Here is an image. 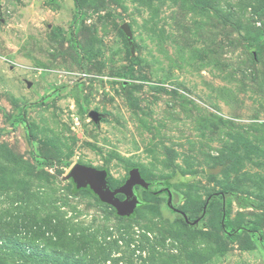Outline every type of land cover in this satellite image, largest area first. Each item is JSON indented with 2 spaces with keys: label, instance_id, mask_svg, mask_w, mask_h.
I'll list each match as a JSON object with an SVG mask.
<instances>
[{
  "label": "rangeland",
  "instance_id": "1",
  "mask_svg": "<svg viewBox=\"0 0 264 264\" xmlns=\"http://www.w3.org/2000/svg\"><path fill=\"white\" fill-rule=\"evenodd\" d=\"M0 2V219L11 225L0 258L66 264L72 254L14 220L23 205L36 221L54 215L97 233L110 252L102 264H264V0H210L204 12L190 0ZM231 153L239 159L225 170ZM79 164L106 169L113 186L130 168L173 180L190 220L210 195L233 196L214 199L192 229L166 197L139 189L143 205L120 219L93 192L73 191ZM227 220L259 232L234 235Z\"/></svg>",
  "mask_w": 264,
  "mask_h": 264
},
{
  "label": "trees",
  "instance_id": "2",
  "mask_svg": "<svg viewBox=\"0 0 264 264\" xmlns=\"http://www.w3.org/2000/svg\"><path fill=\"white\" fill-rule=\"evenodd\" d=\"M210 1V0H208ZM207 0H190L192 4V9H194V6L196 9L200 10V11H206L208 8V2ZM262 1V0H261ZM264 11V4L263 7L260 8V12L256 11V13L258 12L259 14H262V12ZM215 12V11H214ZM263 36V35H262ZM237 159H239L238 157H236V154L231 153L230 158L226 159L224 161V164H226L225 170H234L235 168V163L238 161ZM3 168H1L0 170L2 172L5 171L6 166H1ZM131 170L133 168H130ZM140 169V168H139ZM106 170V169H105ZM107 171V170H106ZM141 171V169H140ZM108 173V171H107ZM5 174V173H4ZM41 177V176H40ZM45 180H49V177L43 178ZM108 184L110 186V188L115 189L118 188L119 186H121L122 184H118L113 186L111 183V176L108 173ZM174 181L173 180H169L166 181L165 183H158V182H149V189L147 191H152L153 189L156 188V186L163 184L164 186H168L170 188H173L174 186ZM73 191L75 192H81V191H89L92 192L89 188L87 189H77L76 185L73 183ZM27 192H22L21 196L18 197V201L21 202L22 204H28V195H26ZM231 196H233V194L228 193V192H224V193H217V194H212L208 197L207 201L205 203H203L201 205V208L199 210V216L194 218V220L201 218V220L204 217L205 211L210 210L212 201L216 198H220V200L222 202L224 201H229ZM159 197V196H157ZM98 198V197H97ZM37 201L43 203L39 198L37 199ZM244 203H248V201L246 199H242L241 200ZM40 203V204H41ZM143 205V204H142ZM141 205V206H142ZM140 206V207H141ZM139 207V208H140ZM260 207H262V209H264V205H261ZM22 211V214H24L21 217V213L18 214V216L16 218H14V220L18 221L21 220V222L19 223H23L21 224L22 227H25L26 230L30 233L35 235L37 238H42V239H49L50 241L52 240V238H54L57 241H66V248H68V253H72L71 255L66 257V264H97V263H104L107 259V257H109L110 252L104 248L103 243L98 242V235L96 234H85V230L84 229H75L72 226H70V224L67 221H63L64 223H66V225H62L60 219L57 218V216H46L44 219H40L39 221H36L38 216H33V212L32 210L26 209L24 208L23 205H21L19 207ZM112 208V207H111ZM138 208V209H139ZM205 208V210H204ZM116 213V212H115ZM225 214L227 215V212L225 211ZM135 215V213L133 215H131L128 218H132ZM118 217V216H117ZM120 219H124L121 217H118ZM126 218V217H125ZM13 220V225L12 227H16L18 225V223H16ZM180 221H182L185 225H188L183 218H179ZM72 225V224H71ZM7 226H11L9 223H5L2 221V219H0V234H2L3 231H5V229H7ZM70 227V228H69ZM198 225H194V227H191L192 229H197ZM223 227L225 228L226 232H231L234 235H238L239 233H241L242 231H247L250 233H255L257 234L259 232L258 227L256 224H248L244 227H239V228H231V224L230 222L227 220L223 223ZM79 232V233H78ZM51 236L48 238H46V235L50 234ZM11 241L12 244H14L15 248L18 247V245L15 244L16 240H9ZM52 245L56 247H59V245L56 242H52ZM2 247H0L1 249ZM78 255V256H77ZM41 259V261H50L52 264H57L58 261L54 258H51L50 256L47 255H35L33 254L32 256H28L26 257V260H37V259ZM0 264H7V262L3 259L0 258Z\"/></svg>",
  "mask_w": 264,
  "mask_h": 264
},
{
  "label": "water",
  "instance_id": "3",
  "mask_svg": "<svg viewBox=\"0 0 264 264\" xmlns=\"http://www.w3.org/2000/svg\"><path fill=\"white\" fill-rule=\"evenodd\" d=\"M5 1L8 2L9 0ZM1 7L2 5L0 4V9ZM121 30L126 35L128 43L132 44L133 34L129 25L127 23L123 24ZM89 116L95 122L100 121V116L96 112H90ZM107 177L108 173L106 170H100L81 164L76 165L70 173V178L73 180L77 189L89 188L102 203L114 208L118 217H130L141 205V200L135 192V187L139 186L143 189H148L149 182L143 178L138 168H133L129 173L128 180L114 190L109 187ZM118 195H123L124 199H119L117 197ZM168 204H170V202H168ZM184 219L187 223H190L186 216H184ZM199 221L200 219H197L190 224L196 225Z\"/></svg>",
  "mask_w": 264,
  "mask_h": 264
},
{
  "label": "flooded vegetation",
  "instance_id": "4",
  "mask_svg": "<svg viewBox=\"0 0 264 264\" xmlns=\"http://www.w3.org/2000/svg\"><path fill=\"white\" fill-rule=\"evenodd\" d=\"M0 4H1V2H0ZM1 10V9H0ZM2 15V14H1ZM1 15H0V19H1ZM108 178V177H107ZM128 178H129V174H128V176H127V178H126V180H125V182L128 180ZM107 181H108V179H107ZM124 182V183H125ZM123 183V184H124ZM122 184V185H123ZM109 185V184H108ZM110 187V186H109ZM120 187V186H119ZM112 189V188H111ZM116 189V188H115ZM139 189H143V188H141V187H139V186H136L135 187V192H136V194L139 196V198H140V200H141V205L143 204V200H142V198L140 197V195L138 194V190ZM148 189H149V187H148ZM148 189H143V190H148ZM112 190H114V189H112ZM149 192V191H148ZM150 193L151 194H153L155 197H157V196H159V197H166V199H167V201H166V205H167V209H168V211H169V213L171 214V216H174V217H177L178 219L181 217V218H183L184 219V216H186L187 218H188V220H189V222L190 223H192V222H194L195 220L193 219V220H190L189 219V217L185 214V213H183L182 211H180L178 208H176V203H177V201H178V195H177V193L173 190V188H170V187H168V186H164L163 184H161V185H158V186H156V188L155 189H153L152 191H150ZM119 199H121V200H123L124 199V196L123 195H118L117 196ZM168 202H170V204H168ZM140 205V206H141ZM139 206V207H140ZM138 207V208H139ZM137 208V209H138ZM114 209V208H113ZM137 209L135 210V212L137 211ZM115 210V209H114ZM116 212V211H115ZM125 218V217H124ZM198 219H200V218H198ZM197 220V219H196ZM184 221H185V219H184ZM202 221V220H201ZM201 221H199V223L198 224H196V225H199L200 223H201ZM186 222V221H185ZM187 223V222H186ZM190 223H187L188 224V226H190V227H194V225H191Z\"/></svg>",
  "mask_w": 264,
  "mask_h": 264
}]
</instances>
